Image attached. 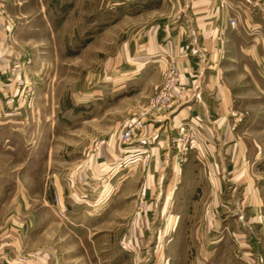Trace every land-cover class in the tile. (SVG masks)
I'll list each match as a JSON object with an SVG mask.
<instances>
[{"label": "crops", "instance_id": "1", "mask_svg": "<svg viewBox=\"0 0 264 264\" xmlns=\"http://www.w3.org/2000/svg\"><path fill=\"white\" fill-rule=\"evenodd\" d=\"M137 6L135 15L123 16L121 83L114 84L111 64L107 85L90 102L91 132L81 137L95 146L71 152L42 207L10 217L0 232V264H94L89 247L83 250L79 222L90 209L113 206L96 238L111 240L113 222L130 221L126 240L138 253L150 221L163 219L169 206L174 237L205 238L214 223L246 220L264 239V143L252 132L264 121L254 119L264 101V86L256 81L264 76V0H139ZM168 62L179 73L178 103L169 114L153 112L161 64ZM137 121L141 128L123 144L122 133ZM186 122L196 137L182 157L173 141ZM119 171L129 174L123 182L114 181ZM54 195L63 200L67 220L56 215ZM185 205L193 209L180 210Z\"/></svg>", "mask_w": 264, "mask_h": 264}, {"label": "rangeland", "instance_id": "2", "mask_svg": "<svg viewBox=\"0 0 264 264\" xmlns=\"http://www.w3.org/2000/svg\"><path fill=\"white\" fill-rule=\"evenodd\" d=\"M137 1L0 0V232L13 215L42 207L47 186L65 159L72 160V151L95 146L82 140L81 133L91 132L90 102L96 98L94 92L107 85L106 70L111 64L116 72L114 84L121 83L123 16L138 12ZM166 66L161 64L162 77ZM258 77L257 84L264 86V76ZM258 105L254 119L264 118V101ZM261 122L254 126L258 131L252 132L264 143ZM128 176L121 171L114 181L123 182ZM111 208L90 209V215L86 212L79 222L78 236L83 250L89 247L94 264H264L263 236L248 230L252 225L246 220L214 223L205 238H177L168 220L170 206L163 219L150 221L140 253L126 240L130 221L113 222V238L97 235L94 250L95 230L108 214L113 215L116 206ZM74 246L75 242L69 244ZM196 247L202 253H192Z\"/></svg>", "mask_w": 264, "mask_h": 264}, {"label": "built area", "instance_id": "3", "mask_svg": "<svg viewBox=\"0 0 264 264\" xmlns=\"http://www.w3.org/2000/svg\"><path fill=\"white\" fill-rule=\"evenodd\" d=\"M230 24L234 27L236 20H230ZM179 73L174 62H168L165 72L163 73V82L156 87L155 94L151 98L150 106L153 112L169 114L177 106L176 89L178 85ZM141 123L137 121L134 125L129 126L121 136L123 144L131 143L135 132L141 128ZM196 137L193 125L189 122L182 123L177 126V136L174 138V149L185 157L190 151ZM125 165L124 159L120 158L117 166L122 168ZM55 209L57 215L62 220H67V209L63 200L59 197L55 199ZM23 260V259H22Z\"/></svg>", "mask_w": 264, "mask_h": 264}]
</instances>
